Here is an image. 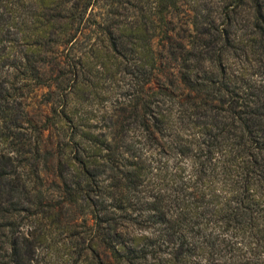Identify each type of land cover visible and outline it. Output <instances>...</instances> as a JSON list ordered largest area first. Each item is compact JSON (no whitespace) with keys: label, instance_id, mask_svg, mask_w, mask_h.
<instances>
[{"label":"trees","instance_id":"obj_1","mask_svg":"<svg viewBox=\"0 0 264 264\" xmlns=\"http://www.w3.org/2000/svg\"><path fill=\"white\" fill-rule=\"evenodd\" d=\"M5 36L0 264H264V0H0Z\"/></svg>","mask_w":264,"mask_h":264},{"label":"rangeland","instance_id":"obj_2","mask_svg":"<svg viewBox=\"0 0 264 264\" xmlns=\"http://www.w3.org/2000/svg\"><path fill=\"white\" fill-rule=\"evenodd\" d=\"M122 12H124L122 10ZM118 18L121 19V16L118 15ZM178 21V18L175 19ZM182 22H179V25ZM20 35V34H19ZM10 36H5L2 38V41L0 42V50L3 54H5L4 50L7 48L8 45H10ZM96 39V36H94L93 39H90L89 44L94 43ZM160 41V37H157L155 39V46L157 45V42ZM20 43L15 42V46L17 50L20 49L19 47ZM7 51V50H6ZM7 63H1L0 64V78H4L6 76L7 71ZM128 79V77H122V75H118L115 77L112 82H110V89L115 90L116 92L114 95H117V93L123 91V86L125 84V81ZM109 83V82H108ZM20 86V83H17ZM50 88L47 86H43L40 88H37L34 92H32L30 95L22 92L14 93L13 96H9L10 103L14 106V112L13 116L14 119L17 121V133L22 134L24 137L26 132V125L25 122V115L27 114V117L31 118V120L40 126H43L47 119L52 117L54 114V110L58 108V102H57V96H51L49 94ZM115 97V96H114ZM96 103L99 104V106L102 108L107 104L106 100L97 99ZM98 116L101 118L102 115L100 111L97 113ZM106 124L105 120H101L99 125L104 126ZM63 122L59 121L58 119L55 120L54 124H50L47 126L46 129H43V136H42V143L41 146L44 150L53 149L54 151L57 150L58 146L64 142L65 136L63 132ZM55 160L51 159L47 165L49 169L51 170V167H53V162ZM46 175V174H43ZM53 174H50V182L53 180Z\"/></svg>","mask_w":264,"mask_h":264}]
</instances>
